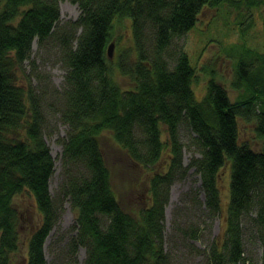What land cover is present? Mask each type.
I'll return each mask as SVG.
<instances>
[{
	"label": "trees",
	"instance_id": "1",
	"mask_svg": "<svg viewBox=\"0 0 264 264\" xmlns=\"http://www.w3.org/2000/svg\"><path fill=\"white\" fill-rule=\"evenodd\" d=\"M59 1L0 0V264H9L18 249L21 216L14 201L24 192L39 216L25 238L24 264H77L81 246L86 264H172L165 247L168 193L174 178H184L191 167L202 177L204 194L201 200L195 189L192 210L202 211L198 217H218L224 226L221 238L205 250L206 264H254L245 245L250 237L261 246L264 264V48H246L235 61L234 99L212 69L197 99L196 66L184 43L172 45L194 27L205 6L239 0H70L80 14L64 24L58 23ZM124 17L132 22L134 58L121 54L110 60L112 24ZM238 18L246 19L242 13ZM34 40L59 47L66 68L60 90H48L49 76L37 72L33 60L26 71ZM115 68L130 87L114 79ZM47 94L55 95L59 118L68 125L66 138L59 139L64 172L56 196L50 190L55 160L43 137ZM240 120L254 122L257 149L241 140ZM181 121L197 133L186 166L185 144L177 139ZM160 123L166 127L163 136ZM106 130L136 164L147 167L166 158V170L149 178L144 205L136 211L125 210L113 191L99 144ZM224 165L227 193L220 184ZM64 199L75 212V224L50 262L45 242L61 218ZM193 222L176 221L174 229L198 238L202 223Z\"/></svg>",
	"mask_w": 264,
	"mask_h": 264
},
{
	"label": "rangeland",
	"instance_id": "2",
	"mask_svg": "<svg viewBox=\"0 0 264 264\" xmlns=\"http://www.w3.org/2000/svg\"><path fill=\"white\" fill-rule=\"evenodd\" d=\"M258 1V5L247 0H239V3L223 2L215 6H205L198 15L197 23L182 37L176 38L172 45L185 44L190 62L196 66L197 80L193 82L195 94L201 99L205 91L206 77L211 76L210 70L215 72L218 80L226 86L231 99H234L237 91L231 86L235 61L241 52L246 49L262 51L264 48V0ZM60 21L66 23L74 20L79 14L77 3L70 0H60ZM252 11V12H251ZM242 13L244 22L238 18ZM251 16L254 21L249 22ZM236 22L238 26L236 25ZM243 22L246 29L244 34L239 30ZM249 22V23H248ZM238 29V30H237ZM116 35L119 40L108 57L116 60L122 54L126 46L132 43L130 21L124 17L117 24ZM226 39V40H225ZM134 46V45H133ZM36 64V71L48 74L45 85L49 91L60 90L63 86L66 68L60 56L59 47L52 41L45 46L38 45L37 40L33 41L30 58L25 62L26 71H30V61ZM113 74L122 88L131 85L124 75L115 68ZM35 83L36 80L34 79ZM53 103V104H48ZM59 102L54 94L44 96V131L43 137L49 145L50 152L55 160L54 172L50 178L51 193L56 196L63 179L64 165L61 159L63 144L61 138H66L68 125L59 118L57 111ZM54 108L56 111H54ZM254 122H243L240 120L241 140H248L254 148L260 146V140L255 135L253 129ZM189 127V126H188ZM185 124L181 126V139L183 147V164L186 166L190 161L195 146L192 144L191 130ZM99 144L104 155L105 162L111 171V185L121 206L127 211H136L144 205L148 194L149 178L158 171L167 168L166 158L162 156L159 161L147 167L141 166L129 160L126 151L113 141L108 131H103L99 136ZM228 165H224L220 170V184L223 192L227 193L229 181L226 176ZM229 174V172H228ZM199 175L194 167L187 171L184 178L176 176L170 186V200L166 206L165 218V247L167 248L172 264H206V252L209 243L219 236L224 230V226L219 218L213 220L206 216L198 217L199 210H192L196 194L199 190L198 198L203 200L204 194L200 191ZM228 183V184H227ZM185 192L189 194L182 200ZM192 198L189 200V198ZM61 218L47 237L45 242V255L48 261L52 262L54 257L59 256L60 249L65 245L67 238L73 233L75 224V212L69 200L64 199ZM15 205L21 216L20 223V243L18 249L11 254L9 264H24L26 260V236L38 220V211L34 205L32 197L24 192L15 197ZM201 220L199 237L183 236L174 229V223L180 221L183 225ZM205 219V223L204 220ZM245 245L251 253L254 264H263L262 248L250 237L245 239ZM78 257L82 260L84 248L78 250Z\"/></svg>",
	"mask_w": 264,
	"mask_h": 264
},
{
	"label": "bare ground",
	"instance_id": "3",
	"mask_svg": "<svg viewBox=\"0 0 264 264\" xmlns=\"http://www.w3.org/2000/svg\"><path fill=\"white\" fill-rule=\"evenodd\" d=\"M74 3H76V2H74ZM78 5V4H77ZM79 7V6H78ZM79 11H80V8H79ZM79 14H80V12H79ZM79 14H78V16H79ZM77 16V17H78ZM76 17V18H77ZM75 18V19H76ZM127 18V17H126ZM128 19H129V21H130V29L132 30V22H131V19L128 17ZM118 19H114V22H113V24H112V28H111V30H112V36H111V38L108 40V42H107V45L108 44H110L111 42H113V46H115L116 45V41H118L119 40V36H117L116 35V31H117V24H119V22L121 21V19L120 20H118ZM59 21H60V15H59V20H58V23H59ZM59 24H64V23H59ZM184 35V34H183ZM182 35V36H183ZM182 36H180V37H182ZM176 38H179V37H175V39ZM116 41H115V40ZM174 39V40H175ZM33 44V43H32ZM106 51H107V47H106ZM31 54V53H30ZM122 54L123 55H125V57L127 58V59H133L134 58V52L131 50V48H130V46H126L124 49H123V51H122ZM107 56L109 57V55H108V53H107ZM215 77H217L216 75H215V72H214V74H213ZM112 76L114 77V79H115V76H114V74H112ZM116 80V79H115ZM117 81V80H116ZM63 84H64V80H63ZM185 124V122L184 121H181V122H179V124H178V128H177V131H178V137H177V139H178V141L179 142H181V143H184L183 142V140L181 139V133H180V131H181V126L182 125H184ZM186 125V124H185ZM187 126V125H186ZM188 127V126H187ZM190 130H191V138H192V141H194V138L196 137V135H197V133L193 130V129H191L190 127H188ZM160 129H161V134H162V136H163V134L166 132V127H165V125L164 124H162V123H160ZM106 131H108V130H106ZM109 132V131H108ZM110 133V132H109ZM111 134V133H110ZM111 137L113 138V136H112V134H111ZM46 141V140H45ZM47 143V142H46ZM49 146V145H48ZM185 146V145H184ZM165 171V170H164ZM200 180V185H201V182H202V177H201V175H200V178H199ZM173 183V182H172ZM171 183V184H172ZM171 186V185H170ZM33 199V198H32ZM168 200H170V191H169V193H168ZM165 214H166V209H165ZM216 218H218V217H216ZM220 220V219H219ZM200 225V224H199ZM84 248V256H83V258H82V260H80L79 259V257H78V254H77V264H86V263H84V259H85V247H83ZM79 253V252H78Z\"/></svg>",
	"mask_w": 264,
	"mask_h": 264
},
{
	"label": "water",
	"instance_id": "4",
	"mask_svg": "<svg viewBox=\"0 0 264 264\" xmlns=\"http://www.w3.org/2000/svg\"><path fill=\"white\" fill-rule=\"evenodd\" d=\"M113 48H114L113 42H111L110 44L107 45V53L109 56L112 54Z\"/></svg>",
	"mask_w": 264,
	"mask_h": 264
}]
</instances>
